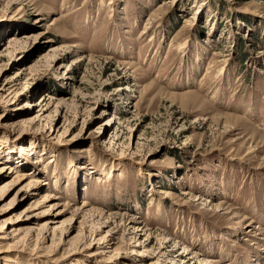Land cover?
I'll list each match as a JSON object with an SVG mask.
<instances>
[{
    "label": "rangeland",
    "instance_id": "rangeland-1",
    "mask_svg": "<svg viewBox=\"0 0 264 264\" xmlns=\"http://www.w3.org/2000/svg\"><path fill=\"white\" fill-rule=\"evenodd\" d=\"M168 1L0 0L10 264H264V0Z\"/></svg>",
    "mask_w": 264,
    "mask_h": 264
},
{
    "label": "bare ground",
    "instance_id": "bare-ground-1",
    "mask_svg": "<svg viewBox=\"0 0 264 264\" xmlns=\"http://www.w3.org/2000/svg\"><path fill=\"white\" fill-rule=\"evenodd\" d=\"M172 0H169L168 3L170 4ZM13 38V37H12ZM11 40V39H10ZM15 40V39H14ZM5 169H8L9 171L12 170L11 167L9 166H0V175H3L5 173ZM13 173V177H11L10 179H7L3 185L0 186V192H3L2 190L4 191H9L10 189H13L14 187H19L16 191V195L17 196H22L24 194V191H28V192H35L37 187L40 186V182L35 178V177H29V172H22V171H19V170H15ZM26 179V180H25ZM25 181V182H24ZM55 197L53 195H51V193H46L43 195L42 197V202L45 203L47 201H51V199ZM53 204V203H52ZM51 204L50 206V209H54L55 211V214L56 215H59L60 213H62L64 210H61V209H57V205L58 203H54L53 205ZM88 203L87 201L83 200L81 202V206H79L78 208L76 207L74 210H73V216L75 217V215H77L76 217L82 215L87 212L88 210H86L88 207ZM49 209V210H50ZM92 211V210H90ZM40 215V214H39ZM85 215V214H84ZM93 215V214H92ZM97 214H95L96 216ZM102 216V215H101ZM103 217V216H102ZM110 222H116L118 221L119 222H124L126 227L129 228V236H130V239H132V241H135L136 242V236H137V231H144L145 228L143 229L141 226H140V222L139 220L136 218V217H130V216H127L126 214H120L118 212L116 213H111V214H106L105 216ZM56 218L53 217V221L54 219ZM99 218V217H98ZM96 219V218H95ZM103 221V220H102ZM106 220H104L105 222ZM50 222V221H48ZM113 222V223H114ZM106 223V222H105ZM250 223V222H249ZM247 223V224H249ZM117 225V224H116ZM112 226V225H111ZM50 226H47L46 223H42L41 225H39L38 228H26L24 230V237L25 239L27 240H31V238H35L36 241L38 240H47L49 239V241L51 242H54V235H55V230H54V227H51L49 228ZM97 227V226H96ZM112 229V228H111ZM35 230V231H34ZM62 231V230H61ZM96 232L97 231H100V228H96L95 230ZM109 233L112 232L111 230H107ZM107 232V233H108ZM113 233V232H112ZM23 234V233H22ZM61 235H65V232L64 230L61 232L60 236ZM111 235V238L107 239L106 237L108 236H102L100 240L104 241V243L108 244L109 245V242L111 243V241H113V234H110ZM68 236V235H67ZM3 237H7L6 233L5 235H3ZM59 240H61V237H58ZM56 238V239H57ZM18 240V239H17ZM63 240V239H62ZM137 245V244H136ZM2 254V253H1ZM180 259L181 257L178 256ZM0 259L3 261L2 263L3 264H10L9 262L11 261L9 259V256H6L3 255L2 257H0ZM200 259V258H199ZM14 260V259H13ZM204 260V259H203ZM206 260V259H205ZM15 264H19V263H16Z\"/></svg>",
    "mask_w": 264,
    "mask_h": 264
}]
</instances>
